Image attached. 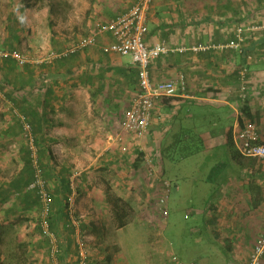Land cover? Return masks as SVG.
Segmentation results:
<instances>
[{
  "label": "crops",
  "instance_id": "1",
  "mask_svg": "<svg viewBox=\"0 0 264 264\" xmlns=\"http://www.w3.org/2000/svg\"><path fill=\"white\" fill-rule=\"evenodd\" d=\"M137 1L87 0L80 7L85 14L83 29L90 30L84 36L97 24L124 14ZM49 9L47 5L48 24ZM239 28L244 29L240 49L227 47L237 41ZM148 29L149 47L166 44L175 50L150 62L152 82L182 75L187 86L180 97L155 101L154 118L142 141L131 134L119 135L123 115L140 88L132 58L103 51L105 45L115 42L111 34L99 36L97 44L87 48L89 52L77 71L88 70L89 81L73 85L62 69L46 74L43 90L48 97L38 106L45 122L38 139L48 161L46 175L55 213L65 211L69 196L75 198L74 212L70 215L67 211L70 227L60 226L58 231L62 264L78 263L80 244L88 252V264H116L115 238L121 230L111 224L114 216L106 197L109 189L128 201L138 218L150 223V230L151 223L163 221L156 206L163 189L157 178L149 175L145 157L152 158L159 175L168 179L167 161L179 152L174 144L181 141L206 142L205 151L209 155L214 150L211 158L216 157L211 168H206V185L201 190L187 177L169 179L180 187L170 196L169 218L185 200L204 204L202 209L186 214L188 218L196 216L193 234L205 233L196 246L202 255L183 264H250V256L264 234V161L242 156L234 136L244 123L253 120L264 140V0H153ZM62 36L66 40L63 32ZM34 43L48 58L29 63L52 67L57 58L51 31L48 41L46 36L44 42ZM194 47L202 49L195 51ZM243 87L245 98L241 97ZM186 133L188 137L183 138ZM215 140L221 141L225 150L221 157L216 154L219 146ZM186 151L189 154L191 150ZM22 165L19 162L16 173L0 181V187L10 182ZM14 212L18 213L8 220L21 224L33 214L23 208ZM4 214L2 211L1 216ZM162 232L160 239L157 234L150 236L156 239L154 243L160 240L156 263L175 264L177 256L172 251L170 257L165 255Z\"/></svg>",
  "mask_w": 264,
  "mask_h": 264
},
{
  "label": "rangeland",
  "instance_id": "2",
  "mask_svg": "<svg viewBox=\"0 0 264 264\" xmlns=\"http://www.w3.org/2000/svg\"><path fill=\"white\" fill-rule=\"evenodd\" d=\"M58 7V16H55L56 26L59 32L64 33L66 37L67 46L72 47L78 38L88 34L90 30L83 29L84 26V9L80 7L85 4L87 0H55ZM49 0L44 2H39L33 7H18L16 8L11 0H0V43L3 44L4 38L6 37V25L10 18L15 14L21 26L23 28V40L20 47V52L27 58V60H46L48 54L42 47H34V40L39 42H44L50 33V27L47 22L46 7ZM20 3V2H18ZM63 37V36H62ZM33 46V47H32ZM130 58L127 57V60ZM11 113L10 105L4 96L0 93V133L3 132L8 125V115ZM0 140V181L11 178L17 171L19 167V156L17 152L23 145V142L19 139H5L1 137ZM216 146L218 147L217 156L221 157L225 150L223 149L222 142L215 140ZM189 145V143H186ZM179 152L174 153L169 156V166L166 170L168 179H175L179 176L187 177L190 181L198 184L199 190L204 188V176L206 173V168H211L212 164L215 162L216 157L211 158V153L208 155V151H205L206 142L194 141L191 143V150L187 154L184 145ZM216 148V147H215ZM216 150V149H215ZM224 150V151H223ZM17 158V160H16ZM131 161V160H130ZM166 177V176H165ZM174 182V180H173ZM181 182V180H180ZM182 183V182H181ZM50 185V184H49ZM181 185V184H180ZM206 185V184H205ZM111 192L118 196V194L111 189ZM37 194L36 192H34ZM119 197V196H118ZM128 204L129 202L126 201ZM12 201L3 205L6 209ZM204 204L201 200L197 202L194 201H184L177 210V213L171 212V217L168 223H151L153 230L148 227L150 223L142 221L136 215V210L132 206L127 207V219L124 228L119 227V222L115 218L112 206H110L114 219H112L111 224H114L116 230H121L116 232L115 238V262L116 264H157L156 255L157 245L160 244V240L157 243L156 239L152 240L151 235L156 234L160 236L163 234V249L165 255L170 257L171 251L177 256L175 259L177 262L175 264H183L185 262H190L192 260H197L200 258L201 250L196 248L198 243H200V237H205V233L197 235L193 234V226L195 223V214L191 215L190 218L186 216L190 213L192 209H202ZM138 211V209H137ZM2 210L0 211V222L2 224L3 230V243L0 244V249L3 254L7 253L10 249H15L14 245L16 240L18 242L27 243L29 246L30 254L28 257V263L25 264H46L47 252L43 244V239L40 237L36 225L38 212L37 210L30 214L29 218L25 219L26 224H21V222H12V220L5 219L1 216ZM191 214V213H190ZM199 223H200V217ZM31 220L32 222H30ZM0 223V224H1ZM151 228V227H150ZM35 232L30 235V232ZM159 231V232H158ZM163 236V235H162ZM17 238V239H16ZM213 242H216L213 240ZM171 245V250H170ZM157 251L159 252L160 245ZM35 247V248H33ZM220 249V248H218ZM217 249V250H218ZM161 250V249H160ZM144 251V252H143ZM20 253V252H19ZM161 253V252H160ZM165 256V257H166ZM167 259V258H166Z\"/></svg>",
  "mask_w": 264,
  "mask_h": 264
},
{
  "label": "built area",
  "instance_id": "3",
  "mask_svg": "<svg viewBox=\"0 0 264 264\" xmlns=\"http://www.w3.org/2000/svg\"><path fill=\"white\" fill-rule=\"evenodd\" d=\"M153 0H138L127 12L119 15L106 23H99L94 30L87 36L81 37L72 47L68 48L64 55L84 50L97 44L99 36L106 33L111 34L115 42L105 45L103 51L106 53H115L121 56H130L133 63L138 68L139 92L132 99L128 109L125 111L121 121V132L119 135L131 134L136 141H142L149 132L151 122L154 118L155 101L162 98H174L182 96L186 91V80L180 77L166 81L153 83L150 77L149 65L154 59L161 57L171 51L173 48L166 44H157L149 47L146 43L148 34V13L151 9ZM243 28L238 29L237 41L230 42L227 47L240 49L244 42ZM195 51L202 49L194 47ZM179 50V49H178ZM56 56V55H54ZM59 56V55H57ZM56 56V57H57ZM12 58L20 65H26L29 60L18 51H8L0 48V60ZM246 72V70H244ZM241 97L245 98V87L242 88ZM25 139L30 147L31 162L35 170V177L29 189L34 190L41 203V212L38 218L40 234L49 243L50 262L48 264H60L63 258V249L59 236L51 230L50 219L54 213L53 203L54 196L50 191L49 181L46 174L40 166L39 149L35 145L30 125L23 117ZM239 153L244 157H252L264 161V140L261 139L258 127L251 122L244 123L234 136ZM138 147L141 146L138 145ZM141 151V150H140ZM139 151V152H140ZM146 165L149 168V175L156 177L158 184L161 185L163 193L157 199L156 206L161 211L163 221L169 219L168 202L174 190L180 189L179 185L172 180L159 175L155 169V162L150 157H145ZM74 196L66 199L67 211L71 215L74 212ZM264 256V234L259 238L253 253L250 256V264H262ZM88 264V252L84 245H79L78 263ZM202 264V263H194Z\"/></svg>",
  "mask_w": 264,
  "mask_h": 264
},
{
  "label": "trees",
  "instance_id": "4",
  "mask_svg": "<svg viewBox=\"0 0 264 264\" xmlns=\"http://www.w3.org/2000/svg\"><path fill=\"white\" fill-rule=\"evenodd\" d=\"M44 1L45 0H11V3H13L16 8H18L33 7L37 3ZM55 2V0H49V2L47 3L50 8L48 20L50 31L52 33L53 52L56 56L59 55L56 57L57 59H55L54 65L50 67L46 64L33 65L28 63L22 66L16 60L10 57L0 60V93L8 102L12 104L11 113L8 115V125L5 130L0 133V140H2L1 137H3L5 139H19L23 142V145L19 149L18 154L20 162L21 164H23L21 170L10 182L4 183L0 187V211L2 210L3 212H5V219L14 217L16 215L15 213H18L14 211H19V208H23L24 210H29L31 212H35L37 210L39 215L41 212V203L38 195L34 193V190L29 189V186L34 181L35 170L32 166L30 147L26 142L24 136L26 132L24 130V124L22 123L20 116H22L25 119L26 123L31 127L35 145H37L39 149L40 166L44 169L46 174L48 169V161L46 159V153H44L43 151V143L38 139V134L39 132H41V125L45 122L44 114L42 115V112L40 111V109H38V106L41 101L47 100L46 98L48 97L46 95L45 89L43 90V88L45 87V83L47 82L46 74L52 72L56 73L62 69L63 71L67 72L70 83H72L73 85L79 83L83 84L89 81L91 78L88 70L84 69L85 71L83 73H78L77 71L81 70L85 54L89 52L87 48L64 55V52L69 47L67 46L66 40L62 37L61 32L58 31L56 26L55 16H58V7ZM6 30L7 36L4 39L3 44L1 45L0 43V48L8 51L20 52L24 33L21 22L15 14H13L9 22L7 23ZM78 41L79 39H77L76 42ZM87 63L89 62H86L85 65L88 66ZM17 114L20 115V118ZM248 122L254 123L256 126H258L255 122H253V120ZM182 137H188V133L184 134ZM229 139V143L230 145H232V136ZM181 142L174 144V146H178V148L180 149L183 148L182 144L185 146V149L191 147V143L186 142L189 143V145H186V143ZM106 197L107 202L112 206V210L115 214L116 220L119 222V227L124 228L126 225V219L128 217L127 207L129 206V204L124 199L113 194L110 189L106 191ZM9 201H13V203L9 204V206L7 207L8 210L5 211L3 205L7 204ZM53 206H55V201L53 203ZM67 214V209H65L63 213L61 212L60 215L58 214V212L55 213V210L54 213H52L50 226L51 230L57 235L60 226L67 228L70 227V218ZM38 218L35 226L38 227L39 235L40 237H42L40 234ZM2 229V224H0V244L3 243ZM43 244L48 255V261L46 260V264H48L50 262L49 243L44 238ZM28 246L29 245L27 243L25 244L16 240V244L14 245L15 249L8 250L6 254H3L0 249V264L28 263L29 260L27 256L30 254ZM60 264H62V261L60 262Z\"/></svg>",
  "mask_w": 264,
  "mask_h": 264
}]
</instances>
